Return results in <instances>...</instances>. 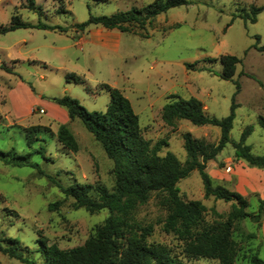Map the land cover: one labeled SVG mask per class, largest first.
I'll list each match as a JSON object with an SVG mask.
<instances>
[{
    "label": "rangeland",
    "instance_id": "1",
    "mask_svg": "<svg viewBox=\"0 0 264 264\" xmlns=\"http://www.w3.org/2000/svg\"><path fill=\"white\" fill-rule=\"evenodd\" d=\"M153 1L36 0L41 8L34 11L26 6L27 0H0V25H8L15 13L25 22L41 21L65 28L61 31L21 27L0 32V65L6 64L13 70L8 72L0 66V150L8 153L0 154V241L6 244L7 237L18 238L24 253L38 263L43 261L39 238L70 248L96 233L109 209L91 212L84 207L76 208L74 199L66 196L62 187L80 182L101 183L112 189L114 162L79 118L67 124L79 142V150L74 152L58 140L60 121L42 109L43 104L17 116L10 94L21 78L28 81L36 95L43 94V100L73 94L90 111L106 110L110 93L105 85L119 88L139 114L144 136L153 144L167 140L161 154L171 151L182 163L187 158L183 133L191 132L195 137L217 142L220 128L196 125L188 119L169 125L158 109L172 99L171 94L183 98L195 96L207 105L209 115L222 118L230 114L234 101L231 138L239 141L245 127L252 125L246 143L255 154H264V127L260 123L264 117V51L256 47L264 45V9L255 22L246 19L253 15L252 5L264 6V0H189L158 14L151 25L142 29L146 36L123 31L118 50L90 43H82L80 47L77 43L76 24L86 21L90 13L109 15ZM222 54L241 59L232 80L220 75ZM71 73L82 81L68 80ZM31 125L42 128L29 147L27 127ZM40 147L45 148V157L34 153L31 160L40 163L42 170L14 163L13 152L27 154ZM233 149L227 143L220 155H230ZM178 187L185 200H201L207 206V219L212 209L223 214L231 210L233 202L204 196L203 179L197 169L180 179ZM260 199L257 194L248 196L247 210L258 215L235 224L234 235L241 243L235 264H250L249 256L256 250L264 259V210L259 212ZM58 201L61 202L49 207ZM166 216L167 210L160 204L157 192L135 210L136 219L154 227L150 241L177 245L174 236L163 230ZM251 232L257 237H246ZM190 263L218 264V261L200 258ZM0 264L24 263L0 252Z\"/></svg>",
    "mask_w": 264,
    "mask_h": 264
},
{
    "label": "trees",
    "instance_id": "2",
    "mask_svg": "<svg viewBox=\"0 0 264 264\" xmlns=\"http://www.w3.org/2000/svg\"><path fill=\"white\" fill-rule=\"evenodd\" d=\"M65 0H59L64 3ZM189 3V0H154L142 7H133L127 11H118L109 15H89V18L76 24L84 29L88 25L101 24L107 28H118L146 36L142 31L154 18L171 7ZM26 6L34 11L41 7L36 0H27ZM62 7H60L61 9ZM264 6L252 5V16L255 22L258 13ZM21 27L56 28L64 31L59 25H49L41 21L29 23L22 20L19 14H13L8 25H0V32L5 33ZM257 35V42H259ZM264 51V45L256 44ZM223 69V79L232 80L236 65L241 59L233 54H222L219 57ZM193 65V64H188ZM1 68L13 72L11 67L1 64ZM81 82V77L74 73L67 79ZM110 93V101L105 111H90L81 102L68 94L52 99L67 108L70 118H79L94 138L98 140L107 155L113 160L112 173L115 185L112 189L97 183L75 182L62 187L66 196L74 199L76 208L84 207L91 212L104 208L109 215L97 227L96 233L84 243L70 248H61L56 243H48L45 237L39 238L43 261L38 263L23 251L21 242L16 237H7V243L0 241V252L16 258L24 264H191V260L200 258L216 259L218 264H235L241 250L240 240L235 237V224L247 217L255 218L258 214L249 212L247 197L231 190L225 185L215 183L206 167L209 160L231 143L236 156L244 159L250 166L264 168V154H255L251 145L246 143L253 131V126L245 127L239 141L231 138V129L235 118L236 103L233 101L231 112L218 118L209 115L204 103L195 96L183 98L171 94L172 98L162 109V119L173 125L177 120L188 119L196 125H213L220 128L217 142H210L203 137H195L191 132L183 133L184 148L187 158L182 163L171 151L161 154L163 145L168 141L160 139L152 143L143 134L139 114L135 111L130 99L116 87L105 85ZM237 88L240 89L239 82ZM264 127V117L260 118ZM42 127H27V144L32 147L38 139L37 133ZM58 140L71 151L79 150V142L67 126L61 123L57 130ZM34 153L45 157V148L32 149L27 154L12 153L16 165H29L42 170L40 163L31 160ZM0 154L5 153L0 150ZM197 169L204 183V196L231 201V210L227 214L212 209V216L207 219L209 209L201 200H185L178 187V181ZM153 192L160 194V204L167 210L163 221V230L172 234L178 244L150 241L154 227L151 223L138 220L135 210L145 204ZM61 201L51 203L50 208ZM264 210V199H260L259 212ZM246 237L256 238L251 232ZM250 264H264L256 250L249 256Z\"/></svg>",
    "mask_w": 264,
    "mask_h": 264
},
{
    "label": "crops",
    "instance_id": "3",
    "mask_svg": "<svg viewBox=\"0 0 264 264\" xmlns=\"http://www.w3.org/2000/svg\"><path fill=\"white\" fill-rule=\"evenodd\" d=\"M76 32L78 33L77 43L81 45L80 47H82V43H90L114 50L119 49L123 34V31L118 28H107L101 24H90L84 29L76 28ZM114 86L116 85L114 84ZM11 95L13 101L12 109L17 116L26 115L33 107L43 104L44 106L41 108L50 112L52 118L59 120L60 124H68L72 119L68 114L67 108L52 99L58 96H50L48 100H43V94L40 96L36 95L28 81L22 78L18 80L10 97ZM72 96L75 95L72 94ZM204 107L207 110L206 104H204ZM162 109L163 107L158 110ZM218 135H220V131H218ZM223 149L220 153L223 152ZM231 152L227 156L218 153L214 159L208 161L207 169L212 179L215 183L225 185L246 197L257 194L261 199H264V168L250 166L244 159L237 158L235 148ZM262 227L264 232V214Z\"/></svg>",
    "mask_w": 264,
    "mask_h": 264
},
{
    "label": "built area",
    "instance_id": "4",
    "mask_svg": "<svg viewBox=\"0 0 264 264\" xmlns=\"http://www.w3.org/2000/svg\"><path fill=\"white\" fill-rule=\"evenodd\" d=\"M43 111V110H42Z\"/></svg>",
    "mask_w": 264,
    "mask_h": 264
}]
</instances>
